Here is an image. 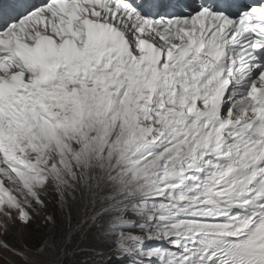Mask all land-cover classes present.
Here are the masks:
<instances>
[{"label":"snow or ice","instance_id":"snow-or-ice-1","mask_svg":"<svg viewBox=\"0 0 264 264\" xmlns=\"http://www.w3.org/2000/svg\"><path fill=\"white\" fill-rule=\"evenodd\" d=\"M70 253L264 264V0H0V261Z\"/></svg>","mask_w":264,"mask_h":264},{"label":"rangeland","instance_id":"rangeland-1","mask_svg":"<svg viewBox=\"0 0 264 264\" xmlns=\"http://www.w3.org/2000/svg\"><path fill=\"white\" fill-rule=\"evenodd\" d=\"M62 230L64 229L65 231H67L66 227L64 225H60L59 226ZM55 229H52V230H48V229H45L44 232H45V235L48 236V234H50L51 232H53ZM14 259H19L18 257H14ZM66 264H71V260L73 259V256L72 254L70 253L66 258ZM0 264H3L2 261H0ZM21 264H23V262L21 261Z\"/></svg>","mask_w":264,"mask_h":264},{"label":"trees","instance_id":"trees-1","mask_svg":"<svg viewBox=\"0 0 264 264\" xmlns=\"http://www.w3.org/2000/svg\"><path fill=\"white\" fill-rule=\"evenodd\" d=\"M64 230V229H63ZM44 231V230H43ZM65 231V230H64ZM44 234H45V232H44ZM55 235H56V230H54L53 232H51L50 234H48V236H46V237H48V238H55Z\"/></svg>","mask_w":264,"mask_h":264}]
</instances>
